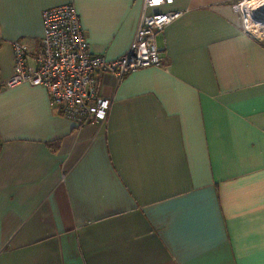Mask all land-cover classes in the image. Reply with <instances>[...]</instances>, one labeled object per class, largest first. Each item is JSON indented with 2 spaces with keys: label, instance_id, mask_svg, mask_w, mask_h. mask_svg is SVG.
Segmentation results:
<instances>
[{
  "label": "crops",
  "instance_id": "1",
  "mask_svg": "<svg viewBox=\"0 0 264 264\" xmlns=\"http://www.w3.org/2000/svg\"><path fill=\"white\" fill-rule=\"evenodd\" d=\"M237 0H172L159 66L97 75L103 124L5 87L70 3L91 53L124 54L143 0H0V264H264V40Z\"/></svg>",
  "mask_w": 264,
  "mask_h": 264
},
{
  "label": "built area",
  "instance_id": "2",
  "mask_svg": "<svg viewBox=\"0 0 264 264\" xmlns=\"http://www.w3.org/2000/svg\"><path fill=\"white\" fill-rule=\"evenodd\" d=\"M171 2L143 0L127 51L112 60L90 52L72 4L46 8L41 12L43 29L37 46L30 49L20 40L12 43L13 73L5 87L22 83L41 86L56 110L76 127L103 124L110 100L98 96L97 75L109 73L121 78L143 67L159 66L156 36L180 12L147 13V8ZM233 5L240 17L241 31L257 41L264 40V0H237Z\"/></svg>",
  "mask_w": 264,
  "mask_h": 264
},
{
  "label": "snow or ice",
  "instance_id": "3",
  "mask_svg": "<svg viewBox=\"0 0 264 264\" xmlns=\"http://www.w3.org/2000/svg\"><path fill=\"white\" fill-rule=\"evenodd\" d=\"M156 2H159V0H156Z\"/></svg>",
  "mask_w": 264,
  "mask_h": 264
}]
</instances>
